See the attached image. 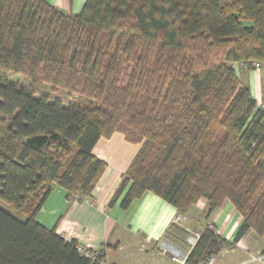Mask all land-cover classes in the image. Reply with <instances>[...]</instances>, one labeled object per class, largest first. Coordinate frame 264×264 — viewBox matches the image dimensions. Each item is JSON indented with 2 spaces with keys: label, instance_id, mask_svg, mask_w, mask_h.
Masks as SVG:
<instances>
[{
  "label": "trees",
  "instance_id": "trees-1",
  "mask_svg": "<svg viewBox=\"0 0 264 264\" xmlns=\"http://www.w3.org/2000/svg\"><path fill=\"white\" fill-rule=\"evenodd\" d=\"M256 63L264 0H85L76 16L0 0V73L29 83L0 78V202L25 217L0 208V264H97L35 216L55 188L91 200L106 168L92 150L115 133L140 148L108 207L151 193L178 220L200 199L204 220L224 201L240 215L231 243L206 225L190 247L171 223L163 240L186 264L216 258L249 230L262 238L264 110L235 70Z\"/></svg>",
  "mask_w": 264,
  "mask_h": 264
},
{
  "label": "crops",
  "instance_id": "crops-1",
  "mask_svg": "<svg viewBox=\"0 0 264 264\" xmlns=\"http://www.w3.org/2000/svg\"><path fill=\"white\" fill-rule=\"evenodd\" d=\"M66 16L80 13L85 0H43ZM238 78L249 90L257 105L264 110V64L259 69L235 67ZM139 144L124 141L119 133L100 138L92 154L106 165L92 192L90 201L67 199L66 191L55 188L44 201L35 221L47 230H54L66 242L90 252H103L109 264H179L173 261L174 251L163 240L168 226L178 221L195 241L199 232L209 225L215 234L231 243L240 226L241 217L228 201H224L207 220L203 219L206 201L200 199L186 219H179L175 209L154 196L144 193L126 209L120 202L108 203L138 153ZM189 246V245H188ZM264 250V236L257 238L252 230L234 245L222 249L216 256V264H259L252 258ZM180 254H184L180 251ZM179 260H181L179 258Z\"/></svg>",
  "mask_w": 264,
  "mask_h": 264
},
{
  "label": "rangeland",
  "instance_id": "rangeland-1",
  "mask_svg": "<svg viewBox=\"0 0 264 264\" xmlns=\"http://www.w3.org/2000/svg\"><path fill=\"white\" fill-rule=\"evenodd\" d=\"M0 78L3 79V80L7 79L8 81L13 82V83L17 82V83L21 84L22 86H24L25 88L28 89L29 83L24 81L21 76H9L7 74L3 75V74L0 73ZM32 88L35 91L39 92V93H47V94H50L52 97H59L65 103H68V102L75 103L76 101H80L74 96L67 97V95L64 94V93H50L46 88H42V87L37 86V85L32 86ZM7 128H8L7 121L6 120H2L0 122V138L4 135V133L6 132ZM0 208L5 210V211H7L8 213L14 215L18 219H21V220L25 219V217L23 215L17 216L15 211L9 209V207H7L5 203L0 202Z\"/></svg>",
  "mask_w": 264,
  "mask_h": 264
},
{
  "label": "built area",
  "instance_id": "built-area-1",
  "mask_svg": "<svg viewBox=\"0 0 264 264\" xmlns=\"http://www.w3.org/2000/svg\"><path fill=\"white\" fill-rule=\"evenodd\" d=\"M253 66L255 69H259L262 66V64L256 63ZM208 229L215 232V230L211 226H208ZM186 243H187V245L192 247L195 243V239L187 238ZM77 250L79 253H81L85 257L91 259L92 261H95L97 264H109L104 259H98V251L97 252H95V251L90 252V251L84 250L83 248H81L79 246H77ZM173 251H174V254H173L174 256L172 257V260L177 261L179 264H186L185 263L186 255L180 254L181 253L180 251H176V250H173ZM179 258L181 260H179ZM252 261L257 262L259 264H264V253H260L256 257L252 258ZM203 264H216V258L215 257H209L206 259V261Z\"/></svg>",
  "mask_w": 264,
  "mask_h": 264
},
{
  "label": "water",
  "instance_id": "water-1",
  "mask_svg": "<svg viewBox=\"0 0 264 264\" xmlns=\"http://www.w3.org/2000/svg\"><path fill=\"white\" fill-rule=\"evenodd\" d=\"M166 243V242H165ZM166 245H168L170 248H173L171 245H169L168 243H166Z\"/></svg>",
  "mask_w": 264,
  "mask_h": 264
}]
</instances>
